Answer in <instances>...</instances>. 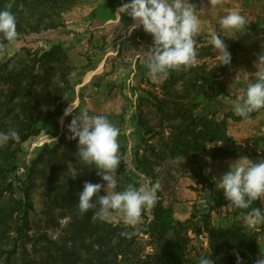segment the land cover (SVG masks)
Returning <instances> with one entry per match:
<instances>
[{
	"label": "rangeland",
	"instance_id": "rangeland-1",
	"mask_svg": "<svg viewBox=\"0 0 264 264\" xmlns=\"http://www.w3.org/2000/svg\"><path fill=\"white\" fill-rule=\"evenodd\" d=\"M126 2L72 0L66 10H56L53 16H48L52 19L43 22L47 25L53 21L56 26L52 29L34 33L26 28L14 42L0 40V119L6 120V127L0 131L21 130L24 107L29 101L26 96L33 90L42 94L41 81H30L36 86L25 85L24 81L18 85L12 81L13 76L29 70L31 75L42 73L39 60L54 49H58L56 58L62 64L47 66L56 69L51 84L63 92L58 103L60 113L53 121L39 124L24 139L13 141V145L0 147V165L10 167L5 184L11 185L0 202L13 205L27 188L30 199L27 250L31 251L40 239L59 242V246L69 238L70 219L63 217L62 211H54L49 219L53 224L43 214L47 197L57 194L59 183L69 177L76 178L78 170L87 165L80 163L74 152L69 155L71 162L67 171L50 174L54 166L48 163V151L67 153L71 144L67 127L78 111L67 118L63 113L72 104L79 111L106 117L121 130L118 138L121 164L116 172L118 190L129 184L139 187L145 180L159 185L155 205L142 211L136 225H126L122 219L117 222L96 219L98 222L135 229L139 233L140 254L153 258L159 252L158 245L171 240L177 232L186 242L183 250L186 264H198L201 255L210 256L213 264H228L222 253L212 251V246L220 248L222 240L216 239L211 231L231 230L239 225L242 233L256 238L258 259L264 255V224L255 227L248 224L251 209L235 208L225 201L208 217L200 215L212 195L224 198L216 184L229 164L241 156L252 162L264 158V108L253 111L247 118L234 111L241 89L254 83L262 71L255 64L260 53L264 54V2L239 0L232 9L245 17L242 30L226 32L219 24H213L208 30L210 34L196 37L198 62L171 70L166 79L157 81L146 67V51L152 46V37L142 29L128 35L127 29L133 23L131 18L123 16L119 24L113 16ZM190 2L205 15L212 10L210 0ZM28 16L25 13L24 20L29 23ZM213 32L225 39L231 54L229 65H222L220 53L211 42ZM62 74L67 83L60 79ZM15 89L21 94L11 101ZM174 105L181 109L177 111L179 114L173 110ZM214 124L223 125L219 133ZM44 149L48 151L43 153L37 174L29 185L25 184L27 172ZM96 179L103 184L97 171ZM105 194L102 188L99 196ZM259 201L264 210V198ZM158 206L170 212L174 223L183 225L180 231L177 227L175 231L167 230L159 244L151 232L142 234L143 228L153 221ZM39 245H44L42 240Z\"/></svg>",
	"mask_w": 264,
	"mask_h": 264
},
{
	"label": "trees",
	"instance_id": "trees-1",
	"mask_svg": "<svg viewBox=\"0 0 264 264\" xmlns=\"http://www.w3.org/2000/svg\"><path fill=\"white\" fill-rule=\"evenodd\" d=\"M72 0H0V10H9L16 17V31L19 34L24 33L25 29L32 32L40 30H49L54 26L53 21L47 25L43 22L53 17H48L56 10H66L70 6ZM29 14L26 22L24 14ZM49 19V20H50ZM43 25V26H42ZM42 26V27H41ZM0 40H4L0 37ZM59 54L58 49H54L43 55L39 60L42 62L40 70L42 73L31 75L30 70L24 71V74H16L12 81L20 85V81H24L25 85L32 86L30 81H41L43 87L42 94H36L33 90L26 97L28 102L24 107V118L21 130L19 133L20 139H24L29 132L41 123H49L59 115L60 110L58 103L61 100L63 92L59 86L52 85L51 79L56 69L52 63L59 64L56 56ZM27 73V74H26ZM63 83L68 81L62 74L60 78ZM10 80V78H5ZM36 86V85H34ZM20 90L15 89L13 98L17 97ZM20 96V95H19ZM174 105L173 110L179 112L181 109ZM179 114V113H177ZM219 133L222 124L213 125ZM6 127V120L0 119V130ZM19 139V140H20ZM68 152L58 154L55 150H43L41 156L33 163L32 168L27 172L25 184L28 185L33 181L37 167L43 158V153L48 151V163H52L54 167L50 169V174L53 176L55 171L64 173L67 171L68 163L71 162L70 156L78 151L75 140L70 139ZM13 141L9 145H13ZM3 152V151H1ZM8 153H3L4 162L7 161ZM70 155V156H69ZM9 166L6 164L0 165V201L4 195H7L11 185H6L5 175L9 172ZM55 169V170H54ZM96 169L92 165H85L78 170L76 178H68L66 182L62 181L57 186L59 190L57 194L48 196V200L44 203V216L48 217V223L55 210L62 211L63 217L70 219L68 226V239L62 240V244L49 241L48 239H40L44 245H39L40 240L36 241L31 247V251L27 250L29 243L28 230L29 222L27 219V209L30 208L29 193L27 188L24 189V196L16 198L13 205L5 201L0 202V263L2 264H186L183 256L185 241L181 239L177 232L171 240L165 241L159 247V252L153 258L148 255L140 254V238L139 233L132 228L113 227L108 224L100 223L93 219L95 209L88 213H81L77 206L78 194L83 190L85 183L97 184ZM19 191L20 187H19ZM27 191V192H26ZM13 196V193L10 192ZM100 194V193H99ZM98 194V195H99ZM223 197L211 196L209 203L201 213V218L209 216L212 210L220 204L225 203ZM254 208H261L260 201L253 202ZM181 223H174L170 212L163 207H156L154 210V219L150 225L143 228V235L151 232L156 238L158 244L161 237L167 230L182 229ZM175 231V230H174ZM216 239H221L220 248L212 246L214 253H222L223 259H226L228 264H236L237 256H239L241 264H255L257 260V241L256 238H251L246 233H242L243 229L239 225L231 230H212ZM70 244V247H68ZM20 254L17 257V254ZM38 253H44L43 256H38ZM148 261V263L146 262Z\"/></svg>",
	"mask_w": 264,
	"mask_h": 264
},
{
	"label": "clouds",
	"instance_id": "clouds-1",
	"mask_svg": "<svg viewBox=\"0 0 264 264\" xmlns=\"http://www.w3.org/2000/svg\"><path fill=\"white\" fill-rule=\"evenodd\" d=\"M198 13L190 0H128L113 16L119 24L123 16L131 18L133 23L127 29L128 35L142 29L152 37V46L146 51V67L152 79L157 81L166 79L171 70L191 67L198 62L196 37L201 30ZM16 24L11 11L0 10V37L14 42L18 37ZM245 24V17L239 10H232L219 19L221 29L226 32H239ZM224 41L215 32L211 34V42L220 53L222 65H229L231 54ZM255 67L262 69L261 74L254 83L241 89L234 102V111L240 117L247 118L253 111L264 108V54L260 53ZM74 111L78 114L68 124L69 138L77 141L79 162L94 166L103 181V184L83 185L78 194L79 211L83 214L95 209L93 219L110 222L122 219L126 225H136L142 211L155 205L159 185L145 180L139 187L129 184L118 190L116 172L121 164L118 139L121 130L106 117L79 111L72 104L65 109L63 117L71 116ZM19 139L15 129L0 131V147ZM216 187L230 206L251 209L247 217L250 226L264 224V210L252 208L254 201L264 198V158L252 162L245 156L239 157L229 164ZM102 188L106 194L99 196ZM198 264H213V261L210 256L201 255ZM236 264H241L239 256ZM255 264H264V255H260Z\"/></svg>",
	"mask_w": 264,
	"mask_h": 264
},
{
	"label": "crops",
	"instance_id": "crops-1",
	"mask_svg": "<svg viewBox=\"0 0 264 264\" xmlns=\"http://www.w3.org/2000/svg\"><path fill=\"white\" fill-rule=\"evenodd\" d=\"M238 1L239 0H210L212 4V10L209 12V15H205V12H203L201 9L199 10L198 15L201 20V30L198 34H210L208 30H211V28L209 29V27H212L213 24L218 25L219 19L222 16L227 15L232 10H235L232 9V7L237 6ZM262 1L264 2V0ZM223 11L225 13H223Z\"/></svg>",
	"mask_w": 264,
	"mask_h": 264
}]
</instances>
